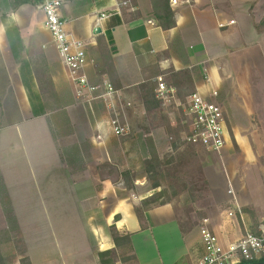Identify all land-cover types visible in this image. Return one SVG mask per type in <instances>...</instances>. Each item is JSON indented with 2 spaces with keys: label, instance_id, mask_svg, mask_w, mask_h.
I'll return each instance as SVG.
<instances>
[{
  "label": "crops",
  "instance_id": "0c3cea01",
  "mask_svg": "<svg viewBox=\"0 0 264 264\" xmlns=\"http://www.w3.org/2000/svg\"><path fill=\"white\" fill-rule=\"evenodd\" d=\"M62 1L66 29L85 43V71L94 83L101 82L102 51H110L109 34L113 38L106 80L133 103L126 110L131 133L114 135L104 104L77 98L36 0L16 9L0 0L4 263L102 264L105 251L112 264L197 263L200 226H184L172 201L151 206L142 220L135 212L160 190L141 170L150 143L159 156L196 154L198 146L181 145L183 109L156 98L158 76L176 88L179 101L198 91L224 111L226 143L208 173L214 208H205L203 221L223 246L257 230L264 219V0H171L176 25L170 29L160 26L151 0L119 7L114 0ZM102 11L110 16L100 21ZM25 82L40 96L52 90L56 108L35 116ZM27 174L33 184L22 180L11 189ZM17 205L47 209L38 216ZM42 222L56 224L52 237L32 225ZM112 226L130 236V252L116 246Z\"/></svg>",
  "mask_w": 264,
  "mask_h": 264
},
{
  "label": "built area",
  "instance_id": "2783aa9c",
  "mask_svg": "<svg viewBox=\"0 0 264 264\" xmlns=\"http://www.w3.org/2000/svg\"><path fill=\"white\" fill-rule=\"evenodd\" d=\"M131 0H114L117 7ZM44 13V25L50 32L54 45L68 68L70 77L76 85V96L87 102L100 101L108 111L106 124L116 136L131 133V125L126 110L133 103L124 101L121 92L109 80L92 82L85 68L87 65L86 45L73 37L66 29L62 17V0H36ZM110 14L102 11L98 20ZM213 90L212 95L217 96ZM155 96L165 105H180L177 90L168 86L163 76L156 78ZM183 141L203 147L205 151L220 153L225 146L224 111L213 100L205 98L200 92L189 93L184 104ZM98 139L102 134H98ZM232 213H230L231 215ZM203 252L196 264H241L243 260L259 258L264 253V219L256 232L248 231L242 237L223 246L215 232L207 225L200 228Z\"/></svg>",
  "mask_w": 264,
  "mask_h": 264
},
{
  "label": "rangeland",
  "instance_id": "374dc122",
  "mask_svg": "<svg viewBox=\"0 0 264 264\" xmlns=\"http://www.w3.org/2000/svg\"><path fill=\"white\" fill-rule=\"evenodd\" d=\"M187 96L188 95L185 96L183 101H179L178 99L180 102L179 106L183 109V113L181 114L182 122H184L185 118L184 104L186 103ZM181 129L183 131V128ZM180 133L182 132H178L179 135ZM181 143L184 148L190 146L186 145L188 143L185 144L184 141H181ZM195 148L196 149L194 150L196 154H160V163L157 165L159 171L157 180L160 183V190H156L154 193L161 190L164 191L161 201H172L175 204L177 215L184 226L193 227L194 225H199L201 228L202 226L207 225L205 221H203L207 212L205 208H214V204L212 203L215 195H213L211 191V184L213 185L214 181L211 180L208 173H210V169L215 166L216 155H221L222 151L216 153L205 151L201 146H196ZM199 151H205L207 153L204 152L205 154H199ZM141 170H145L143 164ZM146 178L148 179L147 174ZM22 180L25 181V183L28 182L33 184L32 175L27 174L25 180L22 177L16 178V183L13 187L11 186V189L13 188L16 190L18 187L20 188L23 183ZM20 193V191L13 192L14 195ZM16 203H18V201H16ZM15 209L17 211L21 210L22 212L34 210V213L38 216H44L46 213L44 211L47 208L37 206L36 208L28 209L17 205ZM32 215L34 214L32 213ZM32 225H37L44 231V234L52 237L53 228L56 224L42 222ZM1 237L3 236L0 235V238Z\"/></svg>",
  "mask_w": 264,
  "mask_h": 264
},
{
  "label": "trees",
  "instance_id": "16d2710c",
  "mask_svg": "<svg viewBox=\"0 0 264 264\" xmlns=\"http://www.w3.org/2000/svg\"><path fill=\"white\" fill-rule=\"evenodd\" d=\"M11 7L13 9L18 8L19 6L31 2V0H10ZM170 1L171 0H151L152 7H153V15L156 17L158 20L160 26L163 29H170L176 25L175 22V13L172 10L170 6ZM120 23V19L118 21H115L114 25ZM109 44L111 46L110 51H102V65L103 67L98 70V76L101 81L104 79H108L110 71L113 69V64H112V54L115 53V47H114V41L111 35L109 34ZM15 56H17L15 52ZM25 85L29 91V99L31 102V107L33 114L35 116L44 114L48 111H52L56 108L55 105V100L56 95L53 93L52 90H49L50 93L49 95H42L40 96L37 93H34L30 85H28L25 82ZM150 150H151V157L149 159H146L143 161V166L145 168V171L147 173L148 179L152 185L153 188H158L160 187V183L157 180L159 171L157 169V165L160 163L159 155L157 154L155 148L153 147L152 143H150ZM126 175L129 173L128 171L125 172ZM130 188V187H129ZM164 194V191H159L157 193H153L151 196L147 197L142 201V204L140 207L135 208V212L137 213V216L139 217L140 220L143 219L144 216V211L150 208L151 206L155 204H163L166 201H161V197ZM110 232L113 236V239L115 241V244L117 247L123 246L124 248H127V251L132 250L131 246V240L130 236L127 235H120L119 232L115 229V227H110ZM257 230H253V232H256ZM1 245H2V239L0 238V264H5L4 263V257L3 254L1 253ZM110 255V252L105 251V252H100L99 256L101 258V263L102 264H112L111 260L108 259L107 257ZM241 264H264V253L259 258L247 261L243 260Z\"/></svg>",
  "mask_w": 264,
  "mask_h": 264
}]
</instances>
